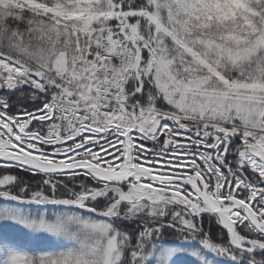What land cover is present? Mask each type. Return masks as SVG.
<instances>
[{
  "label": "snow or ice",
  "instance_id": "obj_1",
  "mask_svg": "<svg viewBox=\"0 0 264 264\" xmlns=\"http://www.w3.org/2000/svg\"><path fill=\"white\" fill-rule=\"evenodd\" d=\"M0 264H264V0H0Z\"/></svg>",
  "mask_w": 264,
  "mask_h": 264
}]
</instances>
